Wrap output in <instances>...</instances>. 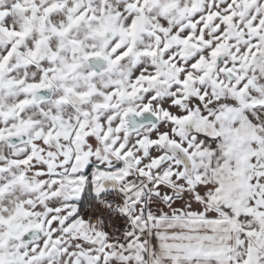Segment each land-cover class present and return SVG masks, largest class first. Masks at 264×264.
I'll use <instances>...</instances> for the list:
<instances>
[{
  "label": "snow or ice",
  "instance_id": "obj_1",
  "mask_svg": "<svg viewBox=\"0 0 264 264\" xmlns=\"http://www.w3.org/2000/svg\"><path fill=\"white\" fill-rule=\"evenodd\" d=\"M0 264H264V0H0Z\"/></svg>",
  "mask_w": 264,
  "mask_h": 264
}]
</instances>
